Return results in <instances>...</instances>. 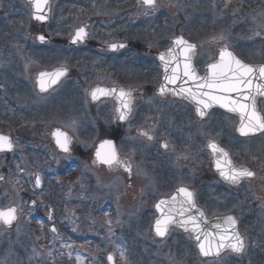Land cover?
<instances>
[{"label": "rangeland", "instance_id": "1", "mask_svg": "<svg viewBox=\"0 0 264 264\" xmlns=\"http://www.w3.org/2000/svg\"><path fill=\"white\" fill-rule=\"evenodd\" d=\"M51 2L52 15L49 24L51 25L52 33L50 34L57 40H60L58 36L63 31L69 32L71 27L74 29L88 21L92 23L87 16L92 13L91 11L85 12L80 8L78 12H72L71 10L76 7L73 6L70 10L69 6L66 5L69 0H51ZM91 2H94V7L97 9L98 22L94 25L92 24V27H90V32L94 35H96L95 33H97L98 28H108L111 23L117 26L115 27L116 33L126 35L130 31H134V27H137L136 25L139 23L143 24L145 21L147 25L143 24L144 28H142V32H147L151 24L161 26L158 30V33H163L161 41L167 40V37L170 38L175 33L184 34L196 44H204L206 50L210 48L211 51L214 47L223 43L232 50L239 40L246 39V32L255 41L260 39V36L262 38L260 41L264 39V30L255 28L256 24L262 25V27L264 25V0H157L154 11L136 8V0H91ZM74 3L76 6H79V0H74ZM115 3L117 6L113 7ZM242 4H244V7H242ZM65 6H67L66 9H64ZM111 7L114 10H118V12L113 13L109 11ZM146 11L148 15L144 14ZM21 15L23 17L20 18ZM237 22L244 29L237 31ZM29 23L30 14L23 0H0V127L8 126L11 123L14 126L13 119H10L9 122L8 116H19L17 128L14 131L12 130L13 132H9L13 128L11 125L7 127L6 131L13 138L15 150L11 154L0 155V173L4 174L3 181L0 183V206H4L5 204L4 207H7L11 204H16L22 209L18 213L17 221L12 226L10 233L0 232V242L4 241L6 244L10 241V234V238L13 236L15 242L20 241L24 234L21 232L22 228L31 231L29 219L38 216V211L35 209L27 210L26 208L24 210V207L28 204L27 199L20 198L35 191L32 183L29 182V179H31L29 174L34 173V170L37 169V163L35 162L30 168L21 159L26 143L32 139V142L27 143L28 146L32 147L34 145L33 141L39 140L42 137L39 132L42 127L41 123L38 122L39 125H36L34 115H37V113H34L32 109L38 110L42 106H51L45 104L49 101L47 97L40 99L33 94L34 85L32 79L42 68L30 57V52H26L24 49V47H32L34 44V41L28 35L34 34L31 30L33 28L35 31L36 28H31ZM16 25L24 26V30L18 33L20 29ZM110 32L111 30L106 34ZM260 32H262L261 35L259 34ZM17 37H20V39H17ZM103 37H112V35H105ZM19 41L24 43V47L20 44V49H17L16 45H18ZM201 51L202 53L207 52ZM263 51L264 49H261L257 54L260 55L264 53ZM199 60L201 61V59ZM18 68H20L22 78L30 86V89L27 94H23L24 100L13 99L11 102V99L8 97L9 88L11 89L12 85L11 76L15 74ZM14 76L20 77L19 75ZM29 97H31V100ZM27 99L29 100L27 101ZM29 104H33L34 108L27 107ZM48 111V108L44 109L42 111L43 115H46ZM25 119L30 120L27 121ZM42 130L43 133H47V126H43ZM39 148L45 149L42 143ZM53 153L55 152H52L51 156ZM53 159L54 162L59 161V158L55 155ZM257 159L258 161H264V144L257 149ZM140 167L138 166L137 168V177L146 175V170H139ZM88 177V175H83L82 178L84 179L73 180L72 178V181L64 183V186H67L65 187V192L62 191L66 196L60 215L65 219L67 225L75 223L76 227L84 230L80 232L81 237L86 239L88 238L87 236H93L97 240L91 241L92 244L84 242V244L80 245L78 243L69 248L66 244L60 245L62 240L59 235L50 236L47 243L44 241V244L41 242V237L34 235V238L25 240L27 241L26 243L16 245L18 250L23 251L21 255H16L14 248L12 249V246H7L4 243L6 249L3 248V254H0V264H31L32 262L33 264H45L46 255L44 248L46 244L53 249L55 255H64V258L54 256L55 259H52V264H106L105 260L109 253L115 256L116 264H133L132 260H121L119 250L123 249L120 247L114 248L110 246V243L116 240H123L127 237L128 230H133L130 226H133L136 222V216L149 207L148 203L150 200L148 193L152 192L153 187L147 182L146 187H144L145 193L139 195L137 193V183H135L134 189H127L125 182L122 180L124 178L119 176L109 177L101 172L91 177V179H86ZM22 185L24 186L23 191L21 190ZM90 185L92 189L91 194L87 191V186ZM44 190L49 191L48 186L44 187ZM45 194L41 192V194L38 193L36 195L35 202L41 209H43L42 206L48 204L47 201H44ZM77 194L78 198H76ZM76 201L78 202V210H74ZM91 208H96L97 212L101 213H104L107 208H111L113 218L111 219L108 214L105 218L100 215L93 218L90 217L89 219L88 210L86 209ZM259 210V216H262L264 208ZM75 211L81 214L79 216L82 217L81 222ZM108 219H111L113 222L111 232L108 231L109 226L106 223ZM118 221L123 222L118 223ZM89 222L91 229L95 228L92 231L87 229ZM131 223L133 225H124ZM138 226L139 224L133 227L138 228ZM71 227H73L77 235L78 230L76 227ZM82 227H85V229ZM99 230H102V234L97 236ZM133 232V235L128 238V243L132 246L135 245L134 242L136 241L147 240L145 238L146 235L150 236L149 228L147 231L140 232L134 230ZM257 243L264 246L262 239L258 238ZM27 247L30 249V255H25L23 259ZM77 256L81 258L80 261L77 260ZM133 256L136 258L137 264L140 263V256ZM153 260L156 262L161 261L157 255L153 257ZM150 264H154V262Z\"/></svg>", "mask_w": 264, "mask_h": 264}, {"label": "flooded vegetation", "instance_id": "2", "mask_svg": "<svg viewBox=\"0 0 264 264\" xmlns=\"http://www.w3.org/2000/svg\"><path fill=\"white\" fill-rule=\"evenodd\" d=\"M98 34L102 35L101 32ZM121 35L112 41L98 38L105 44L127 45L115 53L101 51L98 46L104 43L98 42L93 36L88 37V45L85 47H66L74 52V56L65 66L68 76L60 91L61 95L57 97L56 106L42 118L47 133L42 136L41 131L42 139L33 141L37 160L40 156V164L45 171L60 163L64 165L66 160L80 162L79 166H75L84 171L91 166L92 150L96 147L94 141L98 134L114 142L120 158L130 160L134 166L147 167L142 185L144 189L148 182L153 187L151 194L154 197L165 198L178 187L186 186L195 193L197 206L208 217L230 215L236 218L238 226L253 230L259 209L264 208V161L257 159L258 138L236 137L234 126L231 122L224 124L219 111H212L206 119L201 120L189 105L156 95L155 88L162 78L156 56L144 55L142 48L133 39ZM167 49L165 46H156L152 51L161 53ZM260 49H264V43ZM58 50L63 56L65 48L61 46ZM246 57L253 63H264V53L254 56L249 51ZM97 86L122 87L133 91V112L127 121L120 122L114 118L116 100L108 98L92 102L86 97L85 91ZM259 105L260 108L262 105L264 107L263 102H259ZM73 121L75 127L71 126ZM56 128L76 136L78 143V146H74L72 140L71 155L57 154L61 157L57 156L58 162H54L51 154L39 148L41 141L46 151L53 149L49 133ZM150 129L155 140L147 141L138 135L140 130ZM210 138L215 139L230 154L233 164L248 167L255 173V177L236 185L222 180L214 170L212 156L206 149V142ZM164 140L169 142L167 151L159 147ZM259 142L264 143V140ZM86 145L91 149L84 151ZM74 150L77 152L75 157ZM49 175L51 173L44 175V178L49 179ZM254 258L250 254L234 256L225 253L217 260L224 264H248Z\"/></svg>", "mask_w": 264, "mask_h": 264}, {"label": "snow or ice", "instance_id": "3", "mask_svg": "<svg viewBox=\"0 0 264 264\" xmlns=\"http://www.w3.org/2000/svg\"><path fill=\"white\" fill-rule=\"evenodd\" d=\"M141 6L155 10L156 0H137ZM31 5V18L46 22L52 11L51 0H28ZM148 15L146 11L144 13ZM89 37L87 25L77 27L71 34L70 43L73 45L86 42ZM37 39L44 43L46 37L40 35ZM107 49L117 52L127 47L124 43H108ZM196 45L188 42L183 36H176L171 46L159 53L158 59L163 69V78L157 95L164 97L172 95L175 98L192 104L197 117L201 120L209 116V109L218 106L226 112L238 117L236 132L241 137H253L264 134V111L257 107V98L264 97V64L250 65L238 59L227 46L221 47L218 58L206 65V73L201 76L194 64ZM68 69L64 66L51 71H41L36 76V87L40 93L55 91V87L67 76ZM86 97L92 102L101 98L116 100L115 119L125 122L132 115L134 94L130 89L95 87L85 91ZM75 127V121L72 122ZM155 126H153L154 129ZM150 130H140L138 135L147 141L155 140ZM57 148L65 154H71L72 137L60 128L51 131ZM159 147L167 151L169 142H160ZM206 149L212 156V166L216 173L225 182L236 185L243 180L254 178L255 173L245 166H236L230 159V154L216 142L208 139ZM15 143L10 135L0 133V153L12 152ZM94 163L107 165L109 168L123 167L131 178L132 166L122 160L112 140H103L95 152ZM19 167V166H18ZM34 181V188H42V176L39 172L29 174ZM0 180L3 177L0 176ZM35 205V201L32 202ZM156 217L151 228L154 235L161 240L170 235V230L175 227L182 229L194 241L196 248L203 257H219L225 250L236 254L246 251V241L237 229V220L233 216H226L212 223L205 217V213L197 206L195 193L186 186L178 187L167 198L155 204ZM22 209L19 205L11 204L0 208V224L11 226L18 218ZM53 209H48V219H53ZM108 231H112V220L106 221ZM211 223V229L207 227ZM51 231H57L55 225ZM70 248L71 246L68 245ZM120 251L121 260L126 259L124 250ZM77 256V260L80 261ZM108 264H116V258L109 253Z\"/></svg>", "mask_w": 264, "mask_h": 264}, {"label": "water", "instance_id": "4", "mask_svg": "<svg viewBox=\"0 0 264 264\" xmlns=\"http://www.w3.org/2000/svg\"><path fill=\"white\" fill-rule=\"evenodd\" d=\"M27 1V3H28V0H26ZM29 4V3H28ZM30 5V4H29ZM139 6H141L140 4H138ZM31 6V5H30ZM33 21H36V20H34L33 19ZM38 24H40V25H43L44 23H46V22H40V21H36ZM39 43H41L39 40H37ZM49 42V38H47L46 37V41L44 42V43H41V44H46V43H48ZM69 44L70 45H73V44H71L70 42H69ZM76 45H78V44H76ZM104 49H106V50H108L107 49V47H104ZM110 51V50H109ZM213 107H216V106H213ZM217 220H214V221H212V223H214V222H216ZM207 227H209V229H211V223L207 226Z\"/></svg>", "mask_w": 264, "mask_h": 264}]
</instances>
